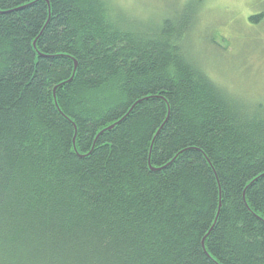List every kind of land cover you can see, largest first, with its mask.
Listing matches in <instances>:
<instances>
[{"label":"trees","instance_id":"1","mask_svg":"<svg viewBox=\"0 0 264 264\" xmlns=\"http://www.w3.org/2000/svg\"><path fill=\"white\" fill-rule=\"evenodd\" d=\"M202 1L0 0V264H264V102L188 54Z\"/></svg>","mask_w":264,"mask_h":264},{"label":"rangeland","instance_id":"2","mask_svg":"<svg viewBox=\"0 0 264 264\" xmlns=\"http://www.w3.org/2000/svg\"><path fill=\"white\" fill-rule=\"evenodd\" d=\"M188 1L110 0L126 16L149 25L175 15ZM261 8L253 0H203L186 50L232 94L264 102V22L255 27L248 22Z\"/></svg>","mask_w":264,"mask_h":264},{"label":"water","instance_id":"3","mask_svg":"<svg viewBox=\"0 0 264 264\" xmlns=\"http://www.w3.org/2000/svg\"><path fill=\"white\" fill-rule=\"evenodd\" d=\"M221 206V205H220ZM203 245H204V242H203Z\"/></svg>","mask_w":264,"mask_h":264}]
</instances>
